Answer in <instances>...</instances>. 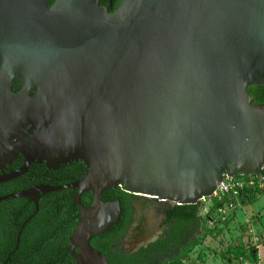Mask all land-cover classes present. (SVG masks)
I'll return each mask as SVG.
<instances>
[{
  "label": "water",
  "instance_id": "1",
  "mask_svg": "<svg viewBox=\"0 0 264 264\" xmlns=\"http://www.w3.org/2000/svg\"><path fill=\"white\" fill-rule=\"evenodd\" d=\"M252 86H264V0H120L111 13L98 0H0V184L34 163L86 169L0 202L26 199L36 213L40 195L75 190L68 253L108 264L89 245L120 218L106 190L197 205L224 176L260 174L264 105Z\"/></svg>",
  "mask_w": 264,
  "mask_h": 264
},
{
  "label": "trees",
  "instance_id": "2",
  "mask_svg": "<svg viewBox=\"0 0 264 264\" xmlns=\"http://www.w3.org/2000/svg\"><path fill=\"white\" fill-rule=\"evenodd\" d=\"M46 1L49 7L54 2ZM98 1L100 6L107 8L108 13L115 10L120 2ZM109 1L111 9L108 7ZM19 89L17 81H14L11 90L17 93ZM246 93L255 104L264 105V86L249 87ZM22 163L23 159L19 156L11 166L5 167L4 173L19 169ZM85 170L82 162L68 163L60 166L57 171L48 170L44 164L34 163L26 174L0 184V198L42 185L65 186L78 181ZM260 173L264 175V169ZM74 193L75 190H62L40 195L36 213L34 204L26 199L0 202V264H75L68 253V239L79 217V207L73 205ZM263 194L264 191L248 188L238 198L231 195L210 198L207 200L208 212L205 217L200 215L201 203L171 205L164 213L168 230L162 237L135 253L126 254L118 245L130 224V195L119 188H111L102 194L101 200L105 203L117 200L121 210L120 218L106 232L92 237L89 245L101 253L108 264H192L189 254L199 245L202 231H206L204 224L216 221L225 223L221 221L223 215L220 211L231 210L239 202L251 205L256 197ZM79 201L87 208L92 202V195L83 194ZM213 232L209 231V234ZM236 251L230 248L229 253L238 258L240 254ZM198 263H203L201 255Z\"/></svg>",
  "mask_w": 264,
  "mask_h": 264
},
{
  "label": "rangeland",
  "instance_id": "3",
  "mask_svg": "<svg viewBox=\"0 0 264 264\" xmlns=\"http://www.w3.org/2000/svg\"><path fill=\"white\" fill-rule=\"evenodd\" d=\"M208 201L201 202L200 215L208 212ZM225 223L204 224L199 245L189 257L192 264H264V194L248 205L239 202L231 210L224 211ZM214 232L210 235L209 231ZM208 234V235H207ZM233 248L240 256L229 253ZM251 255V257H250Z\"/></svg>",
  "mask_w": 264,
  "mask_h": 264
},
{
  "label": "flooded vegetation",
  "instance_id": "4",
  "mask_svg": "<svg viewBox=\"0 0 264 264\" xmlns=\"http://www.w3.org/2000/svg\"><path fill=\"white\" fill-rule=\"evenodd\" d=\"M170 206L157 199L130 195V224L119 242L120 250L132 254L146 247L143 242L149 236L154 237V242L161 238L168 230L164 213Z\"/></svg>",
  "mask_w": 264,
  "mask_h": 264
},
{
  "label": "built area",
  "instance_id": "5",
  "mask_svg": "<svg viewBox=\"0 0 264 264\" xmlns=\"http://www.w3.org/2000/svg\"><path fill=\"white\" fill-rule=\"evenodd\" d=\"M248 188L256 191H264V175L260 173L259 175H239L231 178L224 176L222 182L217 186L212 198L225 195H231L233 198H238L239 195ZM219 213L222 215L224 214V212L221 211ZM222 220H224V218H222Z\"/></svg>",
  "mask_w": 264,
  "mask_h": 264
}]
</instances>
